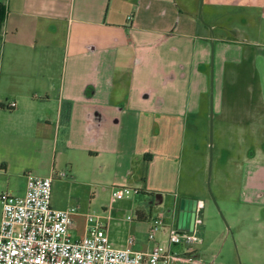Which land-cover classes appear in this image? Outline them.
<instances>
[{
    "label": "crops",
    "instance_id": "crops-1",
    "mask_svg": "<svg viewBox=\"0 0 264 264\" xmlns=\"http://www.w3.org/2000/svg\"><path fill=\"white\" fill-rule=\"evenodd\" d=\"M0 4L5 8L0 22V135L38 134L27 144L38 148L35 160L44 167L34 174L39 177L50 176L58 161L70 163L72 171L81 161L111 195L109 207L99 215L108 221L109 238L117 248L151 251L164 240L168 250L171 228L190 230L179 228L182 200L198 201L192 205L196 222L207 206L187 192L189 184L182 179L183 170L196 166L187 143L193 138L187 136L189 126L204 112L211 89L213 36L195 18L196 0ZM219 40L216 110L221 111L228 88L227 118L243 132L264 134V42L254 41L247 50L236 40ZM254 63L260 66L256 82L241 81ZM228 158L233 157L224 162ZM234 162L241 188L237 199L248 212H257L264 208V145ZM0 165L1 177L8 166ZM113 189L123 195L114 196ZM20 190L17 195H24L25 184ZM141 193L151 199H141ZM153 204L162 209L164 224L149 240ZM131 214L135 219L128 218ZM196 222L191 231L198 241L185 243L182 251L171 245L178 257L173 264L210 263L198 248L204 240Z\"/></svg>",
    "mask_w": 264,
    "mask_h": 264
},
{
    "label": "rangeland",
    "instance_id": "rangeland-1",
    "mask_svg": "<svg viewBox=\"0 0 264 264\" xmlns=\"http://www.w3.org/2000/svg\"><path fill=\"white\" fill-rule=\"evenodd\" d=\"M195 12L196 20L200 24H204L209 34L213 36L210 50H212L211 44L214 42L213 67L209 62L211 89L207 106L202 113L205 115L201 114L196 121L191 120L194 126H189L190 130L187 135L193 137L190 142L187 140V143L196 154V166L191 167L187 172L183 170L182 173V179L183 176L186 177V180L183 179L186 186L189 184L186 187L188 188L187 192L196 199L205 200L207 204L199 215L202 220L199 225V233L203 237L204 245L198 248L205 256L207 263L214 260L215 264H264V208L257 207V212H248V206L242 205L237 199L239 196L237 192L241 188L240 177L234 162V159L246 157L254 149L263 147L264 134L243 132L227 118L230 117L228 106L230 91L228 88L222 95L221 111L216 110L217 101L218 107L220 101L219 91L215 88L220 38L236 40L247 50L252 47L250 43L254 41L264 42V0H196ZM253 48L255 50L258 47ZM248 67L250 70H247L246 80L241 81L256 82L260 66L254 63L253 65L249 64ZM212 70H214L213 85L211 82ZM240 78L241 76H238L237 80ZM241 81L240 83H242ZM245 93L247 92H237L239 95ZM212 97L214 105L213 157L209 186ZM36 136H38L36 132L25 135L19 131L0 135V162H4V167L8 166V173L0 177V195L2 191L18 194L26 184L28 174L40 175L38 172L44 167L38 166L35 160L38 148L33 144L32 146L27 144V139L30 140ZM229 156L233 158L230 161L228 158V163L224 162V159ZM70 169V163L57 162L53 169L55 176L51 202L55 208L74 207L77 209L78 213L74 218L77 226L73 236L78 237L84 231L85 215L102 213L104 208L109 207L111 195L106 189H103L100 180L81 161L75 163L73 171ZM8 181L9 187L7 186ZM138 197L143 200L151 199L143 193ZM161 210L158 205L153 204V218H158L161 215ZM128 213H132V211L128 210ZM133 214L135 215L134 212ZM1 216L2 204L0 202V227ZM165 243L164 240L161 242L163 250H165ZM185 246L188 245L182 242L173 245L176 251H182Z\"/></svg>",
    "mask_w": 264,
    "mask_h": 264
},
{
    "label": "built area",
    "instance_id": "built-area-1",
    "mask_svg": "<svg viewBox=\"0 0 264 264\" xmlns=\"http://www.w3.org/2000/svg\"><path fill=\"white\" fill-rule=\"evenodd\" d=\"M54 172L46 177L28 174L22 196L1 193L0 264H173L178 257L171 245L198 241L195 231L171 228L166 251L160 246L151 251L133 250L131 246L117 248L109 238L108 221L92 213L85 215L83 234L73 236L78 212L74 207H53ZM112 193L123 195L118 189ZM128 218L135 219L133 214ZM163 221L162 216L152 221L149 240L154 239ZM201 222L197 217L196 223ZM129 243H134L133 236Z\"/></svg>",
    "mask_w": 264,
    "mask_h": 264
},
{
    "label": "water",
    "instance_id": "water-1",
    "mask_svg": "<svg viewBox=\"0 0 264 264\" xmlns=\"http://www.w3.org/2000/svg\"><path fill=\"white\" fill-rule=\"evenodd\" d=\"M214 42H212L211 44V48H212V60H211V64L213 67V63H214ZM213 76H214V70H212V76H211V82L213 85ZM212 108H211V112H210V120H211V141H210V150H211V157H210V165H209V178H208V182H209V186H210V180H211V173H212V157H213V130H212V125H213V121H214V105H213V97H212ZM198 201L196 200H182L181 204L179 205V228H183V229H190L193 230V225L194 222H196V206H192L194 204H197ZM176 205L177 203H175V205H173L171 211L173 213V215H175L176 212ZM221 212V211H220ZM222 214V213H221ZM181 223V224H180ZM228 228L230 229V227L228 226ZM209 264H214V261H211Z\"/></svg>",
    "mask_w": 264,
    "mask_h": 264
},
{
    "label": "trees",
    "instance_id": "trees-1",
    "mask_svg": "<svg viewBox=\"0 0 264 264\" xmlns=\"http://www.w3.org/2000/svg\"><path fill=\"white\" fill-rule=\"evenodd\" d=\"M5 19V8L2 4H0V22L4 21Z\"/></svg>",
    "mask_w": 264,
    "mask_h": 264
}]
</instances>
